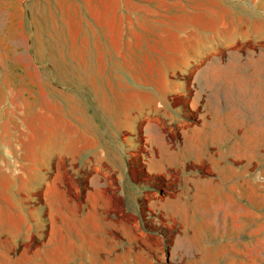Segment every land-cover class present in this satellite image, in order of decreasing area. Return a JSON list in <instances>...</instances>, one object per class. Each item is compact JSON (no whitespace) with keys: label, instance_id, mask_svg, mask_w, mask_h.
I'll list each match as a JSON object with an SVG mask.
<instances>
[{"label":"rangeland","instance_id":"obj_1","mask_svg":"<svg viewBox=\"0 0 264 264\" xmlns=\"http://www.w3.org/2000/svg\"><path fill=\"white\" fill-rule=\"evenodd\" d=\"M210 55L244 66L250 78L253 65L264 75V0H0V133L4 125L16 135L20 122L33 131L37 120L27 114L41 108L32 100L41 97L50 98L44 108L55 111L58 136H72L80 159L98 155L100 122L116 116L140 123L141 142L139 118L161 104L190 126L218 109L246 115L248 125L231 134L226 165L214 159L234 187L231 232L186 242L179 223L147 225L155 250L142 264H264V89L210 90L198 78ZM240 134L247 140L240 143ZM80 159H59L56 169L81 204L91 171L79 175ZM137 167L132 176L143 187L179 192L178 174L164 182L139 176Z\"/></svg>","mask_w":264,"mask_h":264},{"label":"crops","instance_id":"obj_2","mask_svg":"<svg viewBox=\"0 0 264 264\" xmlns=\"http://www.w3.org/2000/svg\"><path fill=\"white\" fill-rule=\"evenodd\" d=\"M221 59L208 56L207 66L193 74L199 73L210 90L218 88L226 95L254 85L263 91L262 67L253 65L256 76L250 78L243 74L244 66L223 65ZM32 100L41 106L27 114L37 120L33 131L20 122L16 135L8 136L1 126L0 264H142L155 250L146 241L153 237L147 225L168 228L179 223L180 238L186 242L226 238L231 232L234 187L225 169L217 174L214 159L220 157L226 165L231 134L235 127L248 125L246 115L218 109L200 125L190 126L184 119L175 120L161 104L152 116L139 118L141 142L140 123L116 116L100 122L98 155L80 159L72 136H58L55 111L44 108L50 98ZM251 118L258 123L260 116ZM173 133L180 135L179 144ZM240 135V143L247 140ZM59 159L69 164L80 159L81 177L91 171L81 204L61 183ZM136 166L139 176L164 182L178 174L179 192L168 197L143 187L132 176ZM201 166L218 178L202 177Z\"/></svg>","mask_w":264,"mask_h":264},{"label":"bare ground","instance_id":"obj_3","mask_svg":"<svg viewBox=\"0 0 264 264\" xmlns=\"http://www.w3.org/2000/svg\"><path fill=\"white\" fill-rule=\"evenodd\" d=\"M242 174H243V173H242ZM226 178H227V177H226ZM226 178H225V179H226Z\"/></svg>","mask_w":264,"mask_h":264}]
</instances>
